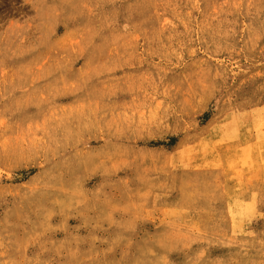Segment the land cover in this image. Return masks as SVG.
<instances>
[{
	"label": "rangeland",
	"instance_id": "obj_1",
	"mask_svg": "<svg viewBox=\"0 0 264 264\" xmlns=\"http://www.w3.org/2000/svg\"><path fill=\"white\" fill-rule=\"evenodd\" d=\"M0 264H264V0H0Z\"/></svg>",
	"mask_w": 264,
	"mask_h": 264
}]
</instances>
